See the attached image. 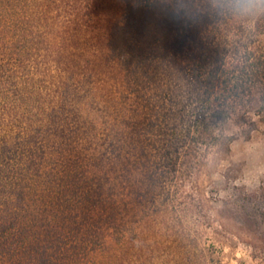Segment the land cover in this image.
Instances as JSON below:
<instances>
[{"label":"rangeland","instance_id":"374dc122","mask_svg":"<svg viewBox=\"0 0 264 264\" xmlns=\"http://www.w3.org/2000/svg\"><path fill=\"white\" fill-rule=\"evenodd\" d=\"M141 1L153 3V12L148 11L152 22L157 17L153 16L154 11H161L160 29L144 42L158 55L172 52L175 62L170 63L171 67L178 63L187 67L188 61L194 58V35L200 40H205L202 35L206 39L220 35L215 30L220 22L198 19L201 0H51L48 15L59 23L50 29L52 37L56 42L61 37H71L69 29L73 25L66 28V20L80 19L82 39L71 50L79 53L82 62L91 60L95 56L94 48L106 38L109 24L126 22L128 2L133 5ZM173 13L179 18L173 19ZM203 21L204 27L197 32L195 24ZM147 28L150 31L149 25ZM43 59L35 69L36 76L44 80L42 71L48 67L51 77L45 79L52 89H58L66 77V66L53 55ZM135 68L130 65L129 69ZM133 75L127 79L111 70L101 78L95 76L90 85H82L81 93L86 91V95L75 96L80 107L75 112L71 108L67 111L69 127L75 128L70 131L67 126L66 130L70 145L72 138L76 139L83 130L87 133L83 139L80 135L73 141L77 145L71 150L79 148L77 177L88 178V183L80 179L67 187L70 182L58 181L55 192L64 187L68 196L74 191L84 199L60 202L56 194L40 189L34 192L32 187H26L33 193V199L30 200L24 189L19 194L23 202L18 205L21 210L18 216L9 219V223L1 219L3 226L8 224L15 234L9 242L1 241L3 249H14L12 262L5 259L0 264H17L24 257L38 256V242L28 243L30 251L23 250L20 244L19 226L26 218L33 220L31 233L41 236L50 232L66 245H80L81 255L74 257L80 260H89L104 244L114 243L118 246L115 264H264L261 124L247 135L246 126L230 120L225 126V132L233 136L229 148L210 150L198 170L183 177L173 148L163 151V135L151 126L153 113H161L150 112L151 104L145 103L155 91V82L140 78L136 83ZM50 154L42 162L46 167H52L49 161L58 157L55 150ZM32 179L29 177V183ZM28 200L31 202L28 210L36 216L23 220ZM39 211L44 213L37 216Z\"/></svg>","mask_w":264,"mask_h":264},{"label":"trees","instance_id":"16d2710c","mask_svg":"<svg viewBox=\"0 0 264 264\" xmlns=\"http://www.w3.org/2000/svg\"><path fill=\"white\" fill-rule=\"evenodd\" d=\"M50 3L51 0H0V260L9 262H12L14 249H3L1 241L9 242L15 232L8 224L3 226L2 220L9 223V219L20 213L18 205L23 202L20 192L32 187L34 192L40 189L41 192L56 194L60 202L84 199L74 191L68 196L64 187L57 192L55 189L58 181L70 182L67 187L80 179L88 183V178H83L82 174V178L77 177L80 164H77L76 152L79 148L71 150L76 148L74 142L79 136L83 139L87 133L83 130L76 139L72 138L71 145L68 143L67 126L70 131L75 126L69 127L67 111L71 108L75 112L80 107L75 96L86 95V91L81 93L84 83L90 85L95 76L101 78L115 70L127 79L131 73L134 74L132 80L136 83L140 78L144 82L150 79L155 82V91L145 99V103L151 104L150 112L161 113H153L151 126L163 135V151L173 148L183 177L193 171L195 173L210 150L229 148L233 136L225 132V126L230 120L246 126L244 132L247 135L259 123L264 134V20L256 23L251 35L232 22L216 25L215 30L220 35L214 38L206 39L202 35L200 37L205 40H200L194 35V58L188 61L187 67L179 63L171 67L170 63L175 62L172 52L158 55L144 42L160 29L161 11H154L153 16L157 17L152 22L149 12L155 8L153 3L141 1L132 5L128 2L126 22H111L106 38L100 40L93 50L95 56L82 62L79 53L71 50V46H76L82 39L79 35L80 19L66 20V28L73 25L69 29L72 36L64 35L56 42L50 29L59 23L48 15ZM195 25L198 32L204 27V21ZM52 55L66 66V77L58 89H52L45 79L48 77L50 80L51 77L48 67L42 71L44 80L38 79L35 73V69L44 62L43 58ZM130 65L136 68L132 71ZM139 72L140 77L136 75ZM87 88L91 90L90 86ZM53 150L58 152V157L49 161L52 167H46L42 162ZM162 154L164 156L165 152ZM29 177L33 178L30 183ZM23 179L26 181L22 184ZM32 194L26 190L30 200L33 199ZM27 204L23 220L32 218L34 214L28 210L31 202ZM40 212L37 216L48 211ZM32 225L33 220L26 218L19 226L22 231L18 235L21 234L20 244L25 251L30 249L28 243L38 242V256L24 257L17 264L116 263L118 246L114 243L104 244L102 250H97L89 260H80L74 258L80 252V245H66L50 232L41 236L31 233ZM28 233L33 235L27 236ZM51 238L55 243L50 242Z\"/></svg>","mask_w":264,"mask_h":264},{"label":"clouds","instance_id":"9594fccd","mask_svg":"<svg viewBox=\"0 0 264 264\" xmlns=\"http://www.w3.org/2000/svg\"><path fill=\"white\" fill-rule=\"evenodd\" d=\"M197 16L200 20L232 22L251 35L256 23L264 20V0H201ZM172 18L179 17L173 13Z\"/></svg>","mask_w":264,"mask_h":264}]
</instances>
